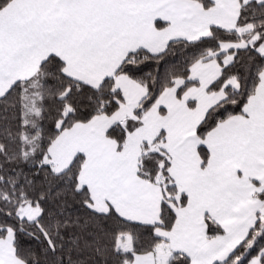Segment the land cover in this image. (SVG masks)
Returning a JSON list of instances; mask_svg holds the SVG:
<instances>
[{"label": "snow or ice", "instance_id": "1", "mask_svg": "<svg viewBox=\"0 0 264 264\" xmlns=\"http://www.w3.org/2000/svg\"><path fill=\"white\" fill-rule=\"evenodd\" d=\"M0 264H264V0H0Z\"/></svg>", "mask_w": 264, "mask_h": 264}]
</instances>
